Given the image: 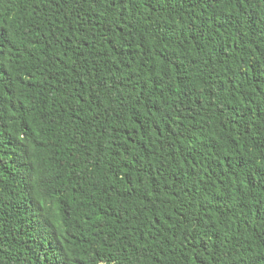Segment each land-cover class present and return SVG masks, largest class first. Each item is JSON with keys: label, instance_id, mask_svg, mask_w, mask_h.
<instances>
[{"label": "trees", "instance_id": "1", "mask_svg": "<svg viewBox=\"0 0 264 264\" xmlns=\"http://www.w3.org/2000/svg\"><path fill=\"white\" fill-rule=\"evenodd\" d=\"M0 264H264V0H0Z\"/></svg>", "mask_w": 264, "mask_h": 264}]
</instances>
